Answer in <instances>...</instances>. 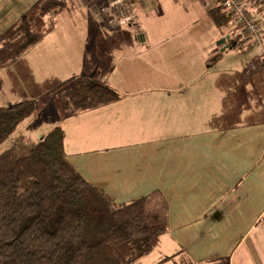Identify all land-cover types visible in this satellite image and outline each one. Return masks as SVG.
I'll use <instances>...</instances> for the list:
<instances>
[{"label":"crops","instance_id":"0c3cea01","mask_svg":"<svg viewBox=\"0 0 264 264\" xmlns=\"http://www.w3.org/2000/svg\"><path fill=\"white\" fill-rule=\"evenodd\" d=\"M38 1L0 0V34ZM108 4L67 3L55 29L0 70V106L36 108L7 149L60 127L69 163L113 203L165 206L158 245L134 264H264V0L247 5L261 47L226 11L215 21L208 0H129L114 21ZM81 75L120 99L63 113L59 89ZM39 113L29 138L23 125Z\"/></svg>","mask_w":264,"mask_h":264},{"label":"trees","instance_id":"16d2710c","mask_svg":"<svg viewBox=\"0 0 264 264\" xmlns=\"http://www.w3.org/2000/svg\"><path fill=\"white\" fill-rule=\"evenodd\" d=\"M66 8L65 0H39L4 30L0 70L52 32ZM209 10L215 21L225 16ZM119 99L106 83L81 75L62 85L57 101L69 114ZM34 109L33 101L0 106V143ZM148 204L117 205L86 182L68 161L60 127L35 144L19 141L0 154V264H134L165 231V206L150 211Z\"/></svg>","mask_w":264,"mask_h":264},{"label":"built area","instance_id":"2783aa9c","mask_svg":"<svg viewBox=\"0 0 264 264\" xmlns=\"http://www.w3.org/2000/svg\"><path fill=\"white\" fill-rule=\"evenodd\" d=\"M129 0H116L109 3L105 8L104 12L111 20L114 21L115 12L118 10L120 13L126 9ZM210 7H219L226 11L231 17L234 18L239 29L244 33L246 38L252 45L261 47L262 45V30L260 25L253 19L250 12L247 9V5L256 3L258 0H248L247 5L243 4L240 0H208ZM113 6H116L113 11ZM131 20V17H126L120 20L121 24Z\"/></svg>","mask_w":264,"mask_h":264},{"label":"rangeland","instance_id":"374dc122","mask_svg":"<svg viewBox=\"0 0 264 264\" xmlns=\"http://www.w3.org/2000/svg\"><path fill=\"white\" fill-rule=\"evenodd\" d=\"M114 1H116V0H109V3H111V2H114ZM65 2H66V4L68 3L69 4V6H71V4H72V0H65ZM115 9H116V6H113V11H115ZM115 12H117V13H120L118 10H116ZM125 12H126V14H127V10H124L123 11V14H125ZM122 13V12H121ZM61 29H65V28H61ZM37 104V103H36ZM36 109V108H35ZM34 109V110H35ZM34 113V112H33ZM32 113V114H33ZM31 114V115H32ZM41 121H42V115L39 113V116H37V117H35V118H33L32 120H31V122H29L28 124H25V125H23V127L25 128V130H26V132H27V135H28V137L29 138H31L32 136H33V133H35L40 127H41ZM20 124V123H19ZM18 124V125H19ZM41 124V125H40ZM17 125V126H18ZM17 128V127H16ZM16 128H15V130H16ZM15 130L13 131V132H15ZM13 132H12V134H13ZM11 136V135H10ZM25 143V142H24ZM6 144H7V140H5V141H3V142H1L0 143V154L3 152V151H5V149L7 150V146H6ZM26 145H28L27 143H25ZM30 145H32V144H30Z\"/></svg>","mask_w":264,"mask_h":264},{"label":"water","instance_id":"95a60500","mask_svg":"<svg viewBox=\"0 0 264 264\" xmlns=\"http://www.w3.org/2000/svg\"><path fill=\"white\" fill-rule=\"evenodd\" d=\"M226 40H227V38H225V39H221V40L217 43V45H218V46L223 45V44L225 43Z\"/></svg>","mask_w":264,"mask_h":264}]
</instances>
